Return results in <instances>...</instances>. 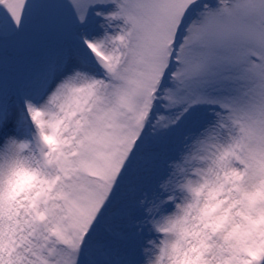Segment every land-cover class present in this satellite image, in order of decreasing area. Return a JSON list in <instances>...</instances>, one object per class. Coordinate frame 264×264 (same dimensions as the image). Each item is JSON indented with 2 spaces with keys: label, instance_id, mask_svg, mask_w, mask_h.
<instances>
[{
  "label": "snow or ice",
  "instance_id": "obj_1",
  "mask_svg": "<svg viewBox=\"0 0 264 264\" xmlns=\"http://www.w3.org/2000/svg\"><path fill=\"white\" fill-rule=\"evenodd\" d=\"M0 264H264V0H0Z\"/></svg>",
  "mask_w": 264,
  "mask_h": 264
}]
</instances>
